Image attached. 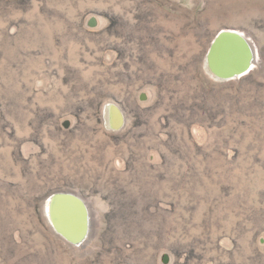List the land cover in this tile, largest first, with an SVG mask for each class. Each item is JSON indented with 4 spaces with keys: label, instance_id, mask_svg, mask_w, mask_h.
<instances>
[{
    "label": "rangeland",
    "instance_id": "rangeland-1",
    "mask_svg": "<svg viewBox=\"0 0 264 264\" xmlns=\"http://www.w3.org/2000/svg\"><path fill=\"white\" fill-rule=\"evenodd\" d=\"M221 29L257 50L241 79L206 68ZM59 191L88 206L80 246ZM163 256L264 264V0H0V264Z\"/></svg>",
    "mask_w": 264,
    "mask_h": 264
},
{
    "label": "water",
    "instance_id": "water-1",
    "mask_svg": "<svg viewBox=\"0 0 264 264\" xmlns=\"http://www.w3.org/2000/svg\"><path fill=\"white\" fill-rule=\"evenodd\" d=\"M89 26H96L94 18L90 20ZM256 63L257 50L246 34L237 29L219 30L206 52V68L221 82L243 78L254 70ZM105 113L111 128L119 129L123 126V115L116 106L110 105ZM64 126L68 128L69 122H65ZM46 210L49 223L57 236L73 246L85 242L90 230L89 209L79 193H53L48 199ZM168 260V257L163 256V263L166 264Z\"/></svg>",
    "mask_w": 264,
    "mask_h": 264
},
{
    "label": "bare ground",
    "instance_id": "bare-ground-1",
    "mask_svg": "<svg viewBox=\"0 0 264 264\" xmlns=\"http://www.w3.org/2000/svg\"><path fill=\"white\" fill-rule=\"evenodd\" d=\"M112 119H110V121H111Z\"/></svg>",
    "mask_w": 264,
    "mask_h": 264
}]
</instances>
